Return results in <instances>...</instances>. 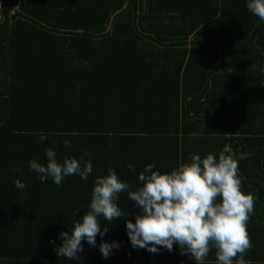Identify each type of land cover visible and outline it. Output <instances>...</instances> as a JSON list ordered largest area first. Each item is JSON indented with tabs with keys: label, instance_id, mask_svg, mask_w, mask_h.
<instances>
[{
	"label": "trees",
	"instance_id": "trees-1",
	"mask_svg": "<svg viewBox=\"0 0 264 264\" xmlns=\"http://www.w3.org/2000/svg\"><path fill=\"white\" fill-rule=\"evenodd\" d=\"M0 3V264H195L175 243L155 254L130 246L124 221L139 210L127 191L116 203L129 215L100 218L103 240L120 243L108 258L84 241L77 260L53 249L109 167L135 190L144 165L169 171L226 144L254 197L244 259L264 264V21L246 0ZM46 148L58 160L87 152L92 173L41 183L28 161L44 162ZM205 264H216L215 249Z\"/></svg>",
	"mask_w": 264,
	"mask_h": 264
},
{
	"label": "clouds",
	"instance_id": "clouds-1",
	"mask_svg": "<svg viewBox=\"0 0 264 264\" xmlns=\"http://www.w3.org/2000/svg\"><path fill=\"white\" fill-rule=\"evenodd\" d=\"M246 8L264 21V0H246ZM260 72L264 74V65ZM46 138L45 134H39L40 141ZM63 144L68 146L70 141L64 140ZM44 157V162L30 159L29 170L37 174L41 183L51 179L56 187L73 174L87 180L93 170L87 152L79 159L65 156L58 160L55 150L46 148ZM127 167L130 172H136L131 164ZM237 167L228 144L218 154L209 152L201 157L199 153H190L187 162L169 171L161 172L148 163L136 175L140 183L135 190H129L128 181L121 180L115 169L109 167L107 175L95 177L87 210L73 223L70 232L58 233L60 244L53 250L57 256L77 260L84 241L108 258L113 249H119L120 243L103 240L108 228L102 227L100 218L111 223L127 217L129 213L116 203L118 194L127 191L128 199L139 210L134 222L124 221L133 249L144 248L153 254L161 250L171 252L175 243L179 254H189L195 264H205L211 249H215L216 264H251L244 259V253L252 247L246 222L253 211L254 197L242 191ZM14 170L21 172L19 167ZM13 185L19 190L25 188L21 179L14 180ZM77 211L73 210V215ZM97 235L101 237L98 244ZM49 243L53 241L50 239Z\"/></svg>",
	"mask_w": 264,
	"mask_h": 264
},
{
	"label": "water",
	"instance_id": "water-1",
	"mask_svg": "<svg viewBox=\"0 0 264 264\" xmlns=\"http://www.w3.org/2000/svg\"><path fill=\"white\" fill-rule=\"evenodd\" d=\"M20 5H21V0H19V3H18V5L15 7V9H16V10H20ZM126 6H127V5H125V6L123 7V9L126 8ZM120 11H121V10L117 11L115 14L120 13ZM115 14H114V15H115ZM256 31H257V30H255V31L253 32V34L251 35V39H252V40H253V39L255 38V36H256ZM80 32H83V31L80 30Z\"/></svg>",
	"mask_w": 264,
	"mask_h": 264
},
{
	"label": "flooded vegetation",
	"instance_id": "flooded-vegetation-1",
	"mask_svg": "<svg viewBox=\"0 0 264 264\" xmlns=\"http://www.w3.org/2000/svg\"><path fill=\"white\" fill-rule=\"evenodd\" d=\"M2 13H3V6H1L0 8V22L4 20Z\"/></svg>",
	"mask_w": 264,
	"mask_h": 264
}]
</instances>
